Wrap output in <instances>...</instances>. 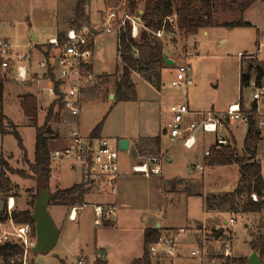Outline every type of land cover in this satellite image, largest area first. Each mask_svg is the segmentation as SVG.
Listing matches in <instances>:
<instances>
[{
    "label": "rangeland",
    "instance_id": "374dc122",
    "mask_svg": "<svg viewBox=\"0 0 264 264\" xmlns=\"http://www.w3.org/2000/svg\"><path fill=\"white\" fill-rule=\"evenodd\" d=\"M246 1L212 0L213 20L219 27L201 30L190 38L179 33L173 42H163L165 53L169 59L174 60L175 65L161 70L159 89L136 74L134 82L138 86L139 96L135 101L116 100L121 97L117 82L122 71L117 34L94 36L90 67L95 81L82 94L80 119L69 117L62 107L55 105L54 113L59 115L54 116L50 122L52 134L48 136L49 147L51 152L64 148L70 131L78 124L84 136H89L101 124L100 136L108 139L118 150L120 171L125 173L121 189L123 205L117 208L114 215L117 228L112 226L97 229L94 226L91 205L106 206V203H113L115 196H110L108 190H90L85 194V208L80 212L77 223L68 220L72 208L52 204L48 212L60 232L57 245L48 255L31 254L28 264H76L85 255L91 258L97 256V264H103L102 258L98 257L101 253H104L107 264H130L143 254L144 222L150 218H159L164 226L184 230L177 239L179 252L171 260L173 264H226L222 254L225 242H230L235 258L248 261L253 252L251 242L264 233L263 213L225 214L208 220L209 217L203 211L202 198L187 197L184 194L185 191L190 193L194 190L202 197H221V194L231 193L239 185V167L236 164L208 165L204 152L216 140L215 135L198 133V145L193 150H186L181 143L171 142L164 134V129L171 120L170 107L173 105L187 104L190 112L195 113L214 111L225 114L230 105L239 103L243 98L250 105L245 109L251 108L253 95L259 89L255 88L253 81L249 88L242 89L240 78L245 64L264 62V3L258 2L249 8L243 18L240 5ZM76 3L77 0H0V38L7 40L18 53L29 54L37 48L40 51L45 49L47 58L55 56L57 51L47 43L50 39L59 40V36H65L74 18ZM107 3L110 2L88 0L85 18L75 26L91 24L99 27L100 15ZM241 20L251 23L252 27L232 30L220 27L222 24ZM31 31L36 32L41 37V44L47 46L33 44L29 37ZM179 65H187L191 69L193 86L186 91L171 86ZM0 72L5 77L3 108L4 115L8 118L5 129L7 133H11L14 130L11 126L13 124L25 148L24 153L14 135H2L0 131V153L11 169L26 171L28 174L25 160L34 162L36 129L33 122L25 117L20 100L28 94L38 97L37 123L41 127L53 99L45 93L38 94L36 85L18 83L12 70L0 69ZM154 73L155 71L148 72L147 75L154 77ZM126 95L130 98L132 92L128 91ZM226 128L223 136L243 156L247 129L229 125ZM143 134L157 136L159 149L151 145L145 146L144 143L143 147L132 152L119 150L121 137L125 136L133 142ZM169 155L174 157L172 163L167 162ZM151 156L163 158L162 175L151 179L134 175L132 166ZM257 160L261 164L264 178L263 139L258 143ZM195 165H202L204 171L190 173L188 167ZM8 176L12 188L9 192H0V202L14 199V212L33 213L37 195L35 183L18 175ZM81 182L80 169L72 168L69 161L52 162V194ZM192 183L195 188L190 186ZM231 217L237 220V224L225 225L223 218L227 221ZM1 224L3 227H0V235L3 230L10 231L11 227L7 222ZM196 250H200V258L191 257V252ZM260 259L264 264V255ZM152 262L155 263L154 260Z\"/></svg>",
    "mask_w": 264,
    "mask_h": 264
},
{
    "label": "built area",
    "instance_id": "2783aa9c",
    "mask_svg": "<svg viewBox=\"0 0 264 264\" xmlns=\"http://www.w3.org/2000/svg\"><path fill=\"white\" fill-rule=\"evenodd\" d=\"M104 1L110 3L104 6L103 13L100 15L99 27H93L91 24L70 27L62 42L57 38L50 39L48 44L57 53L55 56L44 58L36 65L32 63L31 53H18L7 40L0 38V69L12 70L18 83L36 85L38 94L45 93L53 99L51 105L62 107L73 119H80L82 94L95 81L90 67L93 60L94 36L116 33L119 45L121 34L128 27L134 40H138L145 29L141 20L142 12L134 13L130 9L131 3L140 0ZM179 33L177 18L173 16L167 18L164 26L153 32V35L161 42H173L178 38ZM135 56H138L137 50ZM190 72L189 66L179 65L171 86L182 91L192 87ZM252 101L256 104L255 110L242 108L240 103H236L230 105L225 114L214 111L195 113L190 112L187 104L173 105L170 107L171 120L165 128V135L171 142L181 143L186 150H193L198 145V133L215 135L216 140L204 152V159L210 158L213 149L219 151L229 145L227 138L223 136L227 125H240L248 129L254 123L260 139L264 140V88L257 90ZM40 112L42 113V109ZM51 160L52 162L66 160L71 163L72 168L80 169L81 185L86 189L97 192L108 190L112 195L118 192L122 177L118 150L108 139L82 135L79 124L70 131L67 145L51 152ZM163 163L162 157L151 156L131 169L135 175L150 178L162 175ZM188 171L190 173L203 172L204 167L195 165L188 167ZM252 200L258 202L257 196L252 195ZM14 208V199H8L5 214L8 216L7 223L11 229L2 231L0 247L6 244L19 245L23 250V255L18 258V261L28 264V258L32 254L31 250L36 244V235L30 224L14 223L12 219ZM77 210L78 208H72L68 215L69 221H77ZM115 213L114 207L94 205V226L97 229L106 227ZM262 213L264 215V211ZM1 223L0 227H3ZM236 224L237 220L232 217L226 221L227 226ZM182 233L184 230L179 229L172 234L162 235L158 242L150 247L151 258L155 261L153 264H173L171 260L176 258L179 252L177 239ZM222 254L226 264H239L234 261L237 258L233 255L230 242H225ZM191 257L200 258V250L191 252ZM90 258L91 256H82L76 264H97V256Z\"/></svg>",
    "mask_w": 264,
    "mask_h": 264
},
{
    "label": "trees",
    "instance_id": "16d2710c",
    "mask_svg": "<svg viewBox=\"0 0 264 264\" xmlns=\"http://www.w3.org/2000/svg\"><path fill=\"white\" fill-rule=\"evenodd\" d=\"M88 0H77L74 10V18L71 20L70 27H76L78 21L85 18V7ZM264 3V0H247L240 5V11L243 15L255 3ZM131 12H142L141 20L144 30L140 34L138 40H134L130 34V28L123 31L120 37L118 53L121 59L122 71L117 82L118 92L121 94L118 101H134L136 89L131 81L133 74H139L150 85L160 88V72L167 68L164 60L165 46L164 43L156 39L153 32L162 28L165 20L175 16L177 18V27L185 38L195 37L199 31L212 27H219L213 20V2L212 0H140L131 3ZM80 24V23H79ZM169 28V25L166 24ZM220 27L229 30L236 28L252 27L251 23L244 20L236 23L222 24ZM64 37L59 36L62 42ZM138 56H135V51ZM245 64V63H243ZM1 67V60H0ZM155 71L154 77L148 76V72ZM156 81V82H155ZM254 82L256 89L264 88V62H249L244 65L241 72V88L247 89ZM132 92V97H128L126 93ZM4 92L5 77L0 72V131L2 135H14L19 143L20 150L25 153L22 139L15 130V126L11 124L14 130L7 133L5 122L8 118L4 115ZM54 106L48 109L43 126L39 127L38 120V103L34 95H26L21 99V108L27 119L33 122L36 129V143L34 162L25 160L28 166V174L26 171H14L10 168L8 161L0 153V192H9L12 188V182L8 175H18L22 179L31 180L35 183L37 194L39 189H50V181L52 176V160L49 147L48 136L52 134L50 122L59 113H54ZM256 104L251 105V109L255 110ZM101 124L98 125L91 133L94 138L99 137ZM150 141V140H149ZM148 141V142H149ZM261 141L254 123L247 129V134L243 144V156L228 145L222 150H212L211 156L207 159L209 166H231L236 164L239 167V185L231 193L219 195H210L203 197L204 210L207 214H243L253 215L260 214L264 211V178L262 176V167L257 160L258 143ZM151 142V141H150ZM154 148L159 149L160 144L157 139L152 140ZM90 189H86L79 184L65 190H58L53 193L51 205H61L68 208L84 207V196ZM252 195H256L258 202L252 200ZM37 195H35L36 199ZM31 211H23L20 213L13 212L12 219L16 224H30L35 235V225L31 219ZM7 214L0 216V222L6 223ZM160 229H147L144 231V250L140 259L133 261L131 264H153L150 247L157 243L161 238ZM220 236V235H218ZM251 248L264 255V233L258 235L251 242ZM23 255L22 248L17 244H6L0 247V264H22L18 261ZM239 264H248V261L235 259ZM101 264V263H99Z\"/></svg>",
    "mask_w": 264,
    "mask_h": 264
},
{
    "label": "water",
    "instance_id": "95a60500",
    "mask_svg": "<svg viewBox=\"0 0 264 264\" xmlns=\"http://www.w3.org/2000/svg\"><path fill=\"white\" fill-rule=\"evenodd\" d=\"M143 13H141L142 15ZM30 40L34 44H38L39 39L36 37L33 31H31ZM165 65L172 67L175 62L168 58V55L164 53ZM113 96H111L112 98ZM166 134V130H164ZM130 149V142L128 140H122L119 142V150L128 152ZM53 194L50 189H39L37 198L35 201L34 211L31 219L35 225L36 244L32 248V255H48L57 245L60 232L57 229L52 217L50 216L48 209L53 200ZM6 200L0 202V216H4L6 209ZM248 264H263L258 252L253 251L248 258Z\"/></svg>",
    "mask_w": 264,
    "mask_h": 264
},
{
    "label": "crops",
    "instance_id": "0c3cea01",
    "mask_svg": "<svg viewBox=\"0 0 264 264\" xmlns=\"http://www.w3.org/2000/svg\"><path fill=\"white\" fill-rule=\"evenodd\" d=\"M258 3V2H257ZM257 3H255L253 6H255ZM252 6V7H253ZM251 7V8H252ZM250 8V9H251ZM250 9H248L244 14H243V18H244V15L250 10ZM246 22V21H245ZM31 33V32H30ZM34 34L36 35V37H38V39H39V42H38V44H36V46H41V45H46L47 46V44H41V37L38 35V34H36V32H34ZM33 43V42H32ZM34 44V43H33ZM35 46V45H34ZM30 53H31V56H32V61L35 63L34 65H36V64H38V63H40L44 58H47L48 56H47V53L45 52V49H44V51H40V50H38L37 48L35 49V52H32V51H30ZM169 57V56H168ZM174 61V60H173ZM135 75L136 74H133L132 75V77H131V81H132V83L134 84V86H135V89H136V96H135V100H137V98H138V96H139V93H138V86H137V84L134 82V77H135ZM138 76V75H137ZM141 77V76H140ZM141 79H143L142 77H141ZM144 80V79H143ZM34 84H29L28 86H33ZM28 95H35V94H28ZM26 96V95H25ZM36 96V95H35ZM36 98H37V100H38V97L36 96ZM243 98H241V100H240V104H241V106H242V108H246V107H249L250 105H248V104H246L243 100H242ZM134 100V101H135ZM21 101V100H20ZM39 102V101H38ZM252 103H253V101H251ZM39 105V104H38ZM245 106V107H244ZM217 113V112H216ZM232 126H240V125H232ZM231 126V127H232ZM165 130V129H164ZM89 136H91V134L89 135ZM231 137H233V139H234V136L232 135ZM97 138H101V136L99 135V137H97ZM121 140L120 141H122V140H128L129 142H130V149H129V151L128 152H132L134 149H137V148H141L140 146H144V143H145V146H153L154 147V144H153V142H152V140H155V139H157L158 140V137L157 136H155V135H152V134H143V135H140V136H138L137 138H135L134 140H133V142L129 139V138H127V137H125V136H123V137H121L120 138ZM151 142H150V141ZM119 141V142H120ZM149 141V142H148ZM159 141V140H158ZM139 144V145H138ZM141 144V145H140ZM118 147H119V144H118ZM174 161V157L173 156H171V155H169L168 157H167V162L168 163H172ZM140 162L141 161H139L137 164H140ZM134 166V165H133ZM132 166V167H133ZM121 174H122V177H121V179H120V182H119V186H118V192H117V194L116 195H110V196H115V200L113 201V203H106V206H111V207H114L116 210H117V208L118 207H120V206H122L123 204V200H124V197H123V195H122V193H121V189L123 188V184H124V180H125V173H123V172H121ZM135 175V174H134ZM139 176H141V175H139ZM161 176V175H160ZM143 177V176H142ZM154 177H158V176H153V177H150V178H145V179H151V178H154ZM193 185V183L190 185V186H192ZM193 188H195L194 187V185H193ZM192 189V188H191ZM184 194H186V196L187 197H193V196H197V197H200V198H202V203H203V197H202V195H200L199 194V192H197V191H195L194 190V192L192 191V192H190L189 193V191L188 192H186L185 191V193ZM87 196H89V195H86V197ZM97 205H99V204H97ZM93 206L94 205H91V207L93 208ZM85 208V206L84 207H82V208H79L78 210H77V221L76 222H71V223H77L78 221H79V218H80V212L83 210ZM203 211L205 212V210H204V203H203ZM208 217H209V219L208 220H211V219H213V218H215V217H219V216H222V215H225V214H220V213H213V214H207V213H205ZM114 218H115V216H113V218H112V221L111 222H109L108 224H107V226L106 227H104V228H110V227H112V228H117L116 227V222L114 221ZM223 223L226 225V220H224V218H223ZM114 224V225H113ZM198 224V223H197ZM144 225H145V227H144V229H143V236H144V231L145 230H147V229H160L161 230V234H172L173 232H175V230H179V229H174V228H170V227H168V226H164L163 225V222H162V220L161 219H159V218H150V219H148L146 222H144ZM247 227V226H246ZM143 243H144V238H143ZM97 247V246H96ZM97 249V248H96ZM143 250H144V248H143ZM101 251V250H100ZM101 256H98L99 258L101 257L102 258V262H103V264H107L106 263V260H105V255H104V253H101L100 254ZM142 256H143V254H142ZM141 256V257H142ZM140 259V258H139ZM135 261V260H134ZM133 262V261H132ZM131 262V263H132ZM130 263V264H131Z\"/></svg>",
    "mask_w": 264,
    "mask_h": 264
},
{
    "label": "bare ground",
    "instance_id": "6f19581e",
    "mask_svg": "<svg viewBox=\"0 0 264 264\" xmlns=\"http://www.w3.org/2000/svg\"><path fill=\"white\" fill-rule=\"evenodd\" d=\"M13 203V202H12Z\"/></svg>",
    "mask_w": 264,
    "mask_h": 264
}]
</instances>
